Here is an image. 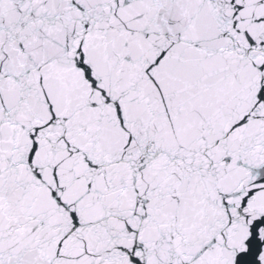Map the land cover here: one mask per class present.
Instances as JSON below:
<instances>
[{
	"label": "snow or ice",
	"instance_id": "snow-or-ice-1",
	"mask_svg": "<svg viewBox=\"0 0 264 264\" xmlns=\"http://www.w3.org/2000/svg\"><path fill=\"white\" fill-rule=\"evenodd\" d=\"M0 264H264V0H0Z\"/></svg>",
	"mask_w": 264,
	"mask_h": 264
}]
</instances>
